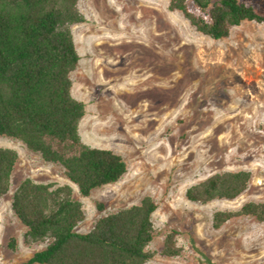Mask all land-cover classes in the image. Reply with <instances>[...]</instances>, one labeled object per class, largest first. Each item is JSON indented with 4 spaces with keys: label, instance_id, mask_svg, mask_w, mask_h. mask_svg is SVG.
Masks as SVG:
<instances>
[{
    "label": "rangeland",
    "instance_id": "374dc122",
    "mask_svg": "<svg viewBox=\"0 0 264 264\" xmlns=\"http://www.w3.org/2000/svg\"><path fill=\"white\" fill-rule=\"evenodd\" d=\"M241 1L264 13V0ZM168 5L77 0L84 20L70 25L80 56L70 76L72 94L85 103L79 132L87 144L120 153L127 171L82 195L59 162L45 160L20 138L0 135V146L19 153L0 199V264H20L46 244L25 241L26 227L11 208L26 177L74 187L86 211L77 231L150 196L157 207L147 246L154 255L146 264H264V220L241 215L213 226L217 210L264 201V22L245 20L215 39ZM240 169L251 179L237 197L202 203L186 196L209 175ZM173 230L181 251L160 253Z\"/></svg>",
    "mask_w": 264,
    "mask_h": 264
},
{
    "label": "trees",
    "instance_id": "16d2710c",
    "mask_svg": "<svg viewBox=\"0 0 264 264\" xmlns=\"http://www.w3.org/2000/svg\"><path fill=\"white\" fill-rule=\"evenodd\" d=\"M199 32L220 39L245 20L264 22V13L241 0H169ZM84 16L77 0H0V135L17 137L45 160L59 162L82 195L117 181L127 162L117 151L84 142L79 122L85 103L72 94L70 73L79 61L70 25ZM18 151L0 146V199L11 186ZM251 179L249 170L215 172L187 188L193 201L232 199ZM156 202L140 203L99 217L88 231L75 226L86 218L70 183L24 178L15 188L11 208L25 225V241H46L20 264H146L154 237ZM97 208H104L103 202ZM252 215L264 220V201H247L237 210H217L213 226ZM176 230L168 233L160 253L178 254ZM10 246L15 247L12 237Z\"/></svg>",
    "mask_w": 264,
    "mask_h": 264
}]
</instances>
